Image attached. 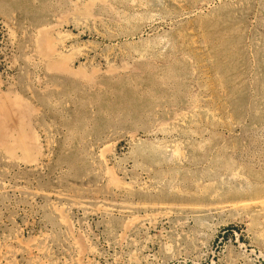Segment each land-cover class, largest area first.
<instances>
[{"label": "rangeland", "instance_id": "374dc122", "mask_svg": "<svg viewBox=\"0 0 264 264\" xmlns=\"http://www.w3.org/2000/svg\"><path fill=\"white\" fill-rule=\"evenodd\" d=\"M0 264H264V0H0Z\"/></svg>", "mask_w": 264, "mask_h": 264}]
</instances>
